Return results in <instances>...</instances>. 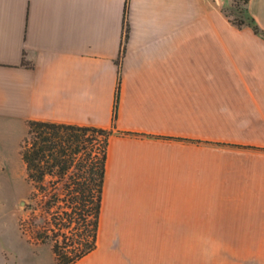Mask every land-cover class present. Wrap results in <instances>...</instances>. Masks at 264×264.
Segmentation results:
<instances>
[{"label":"crops","instance_id":"0c3cea01","mask_svg":"<svg viewBox=\"0 0 264 264\" xmlns=\"http://www.w3.org/2000/svg\"><path fill=\"white\" fill-rule=\"evenodd\" d=\"M231 0H0V264H57L20 225L27 120L110 130L97 246L72 264H264V36ZM243 17L264 31V0ZM118 88L116 118L113 106Z\"/></svg>","mask_w":264,"mask_h":264},{"label":"trees","instance_id":"16d2710c","mask_svg":"<svg viewBox=\"0 0 264 264\" xmlns=\"http://www.w3.org/2000/svg\"><path fill=\"white\" fill-rule=\"evenodd\" d=\"M233 1H241L244 12L249 0ZM227 17L239 27L252 24L264 36L251 18ZM117 102L118 88L113 119ZM109 134L92 125L27 120L20 154L30 184L23 206L29 214L19 225L31 241L50 245L57 264H72L97 246Z\"/></svg>","mask_w":264,"mask_h":264},{"label":"rangeland","instance_id":"374dc122","mask_svg":"<svg viewBox=\"0 0 264 264\" xmlns=\"http://www.w3.org/2000/svg\"><path fill=\"white\" fill-rule=\"evenodd\" d=\"M237 4L238 5L235 4V1L231 0V6L224 8V13L230 18H239L243 16L244 5L241 1H238ZM26 199L25 197V201ZM21 206L23 207L24 205L21 204ZM28 214V211L23 209L20 218H27ZM190 243L191 246L188 248L187 264H213L208 262L209 258L204 256V254L201 255L200 249L196 246L197 233H191Z\"/></svg>","mask_w":264,"mask_h":264},{"label":"water","instance_id":"95a60500","mask_svg":"<svg viewBox=\"0 0 264 264\" xmlns=\"http://www.w3.org/2000/svg\"><path fill=\"white\" fill-rule=\"evenodd\" d=\"M25 202H26L25 199H23V200L21 201V204L24 205Z\"/></svg>","mask_w":264,"mask_h":264}]
</instances>
